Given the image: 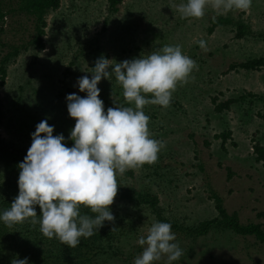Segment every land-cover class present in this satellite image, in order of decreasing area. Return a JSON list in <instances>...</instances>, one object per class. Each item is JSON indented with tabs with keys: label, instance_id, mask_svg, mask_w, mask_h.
Wrapping results in <instances>:
<instances>
[{
	"label": "rangeland",
	"instance_id": "rangeland-1",
	"mask_svg": "<svg viewBox=\"0 0 264 264\" xmlns=\"http://www.w3.org/2000/svg\"><path fill=\"white\" fill-rule=\"evenodd\" d=\"M5 2L16 7L12 1ZM186 2L124 0L117 12H111L107 0H61L60 8L47 15L45 49L28 44L35 33L30 16L17 10L8 14L0 22V60L13 45L22 47L8 64L5 83L0 86L5 109L0 133L27 151L30 134L47 119L55 126L53 135L62 133L71 147L74 142L67 138L75 120L68 114L66 96L86 95L79 92L77 80L91 77L99 57L109 55L122 62L165 45H179L196 65L188 83L173 92L171 100L176 104L170 101L164 108L149 103L143 109L150 117L151 138L163 147L154 163L117 173V183L157 194L166 215H175L186 224L215 216L214 195H219L228 212H238L243 223L264 226V164L254 150L257 143L264 146V67L231 69L235 63L264 56V0H252L247 10H216L209 4L202 18L181 19L177 6ZM219 15L243 21L252 32L240 39L236 26L231 25L209 34L212 18ZM199 41H204V47ZM98 87L105 111L134 106L126 102L114 73ZM215 97L218 102L242 99L229 110L217 112ZM228 130L231 136L223 143L216 135ZM15 183L18 178L0 161V213L7 210L1 202L14 198ZM116 204L135 212L139 223V235L132 243L121 244L127 251L147 236L157 220L149 210L138 212L131 204ZM1 230L0 237L7 236ZM175 235L183 250L175 264H264V244L255 236L232 231H213L195 239Z\"/></svg>",
	"mask_w": 264,
	"mask_h": 264
},
{
	"label": "clouds",
	"instance_id": "clouds-1",
	"mask_svg": "<svg viewBox=\"0 0 264 264\" xmlns=\"http://www.w3.org/2000/svg\"><path fill=\"white\" fill-rule=\"evenodd\" d=\"M211 4L216 10H247L252 0H187L177 6L181 19L202 18ZM204 47V41L198 42ZM104 56L95 61L91 77L78 78L80 96H66L67 111L75 120L67 146L61 133L53 135L54 125L41 120L31 133V145L18 164V195L11 207L0 213V221L12 227L31 218L39 223L41 233L61 243L76 247L81 238H89L105 221L115 220L109 206L118 193L116 174L152 164L163 147L151 138L150 117L143 111L151 103L167 108L178 85L187 84L195 61L182 53L181 46L165 45L158 51L116 62ZM114 73L129 105L107 108L100 98L98 84ZM151 94L152 98H147ZM41 209L37 220L35 206ZM81 206L95 213L94 218L80 215ZM176 241L172 225L154 222L146 237L138 243L143 251L134 264H154L167 257V264L177 261L183 250ZM13 264H29L27 257L15 258Z\"/></svg>",
	"mask_w": 264,
	"mask_h": 264
},
{
	"label": "trees",
	"instance_id": "trees-1",
	"mask_svg": "<svg viewBox=\"0 0 264 264\" xmlns=\"http://www.w3.org/2000/svg\"><path fill=\"white\" fill-rule=\"evenodd\" d=\"M9 1H12V4L14 2L16 7H11L5 0H0V22H4L5 17L15 10L25 13L32 18L35 24L34 36L28 44H34L39 49H45L44 36L46 34L47 15L51 11H56L60 8L61 0ZM123 2L124 0H107L108 9L111 12H117ZM231 25L236 26L237 38H244L252 32L243 21H236L232 17L219 15L212 18L208 33L212 34L218 27ZM27 45H23V48H27ZM12 47V50L8 51L0 60V86L5 83L8 64L20 54L22 46L13 45ZM104 57L109 59V55ZM262 67H264V56L247 59L231 65V69L241 68L245 70H259ZM241 99V97L230 98L218 102V98L215 97L212 101L215 105V110L223 112L224 110H229L232 104ZM171 102L175 103L173 100ZM4 118V103L0 96V125L3 123ZM216 136L217 138H222L223 143H225L230 138L231 131H224ZM254 150L257 153V160L262 161L264 164V146L257 143ZM26 154L27 151L24 148L7 142L0 133V161H3L8 172L13 173L16 178L19 177L20 171L18 164L23 161ZM13 189L14 198H5L1 202L6 209L11 207V203L18 195V183H15ZM214 199L217 210L215 216L200 220L195 224H186L185 221L175 215H166L160 205L161 200L157 194L150 191H141L133 186L118 184L117 196L114 198V203L109 206L115 216V220L112 222L105 221L104 226L96 229L91 237H82L76 247H69L56 238L49 239L45 237L40 231L39 223L33 224L31 218L12 227H8L0 221V224H2L0 225V228H2L1 233L5 231L7 234V236L0 237V264H13L15 258L23 259L25 257L29 259V264H134L135 259L142 254L143 246L139 243L136 246L132 244L129 245L127 251H124L125 247L122 245L123 243L130 244V240H133L134 236L139 235L137 227L139 223L136 221L137 215L135 212L131 213L130 210L127 212V209L119 208L116 201L123 202L125 206L131 204L138 212L139 210L151 211L157 222L170 223L172 231L181 236L195 239L207 236L213 231H232L241 236H255L261 244H264V226L262 223H243L238 212H228L221 196L214 195ZM35 208L38 215L36 219L39 220L41 209L38 205ZM80 215L94 218L97 214L92 213L89 208L81 206ZM154 264H167V257H162L160 261H156ZM172 264H175V262H172Z\"/></svg>",
	"mask_w": 264,
	"mask_h": 264
}]
</instances>
